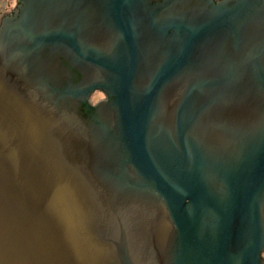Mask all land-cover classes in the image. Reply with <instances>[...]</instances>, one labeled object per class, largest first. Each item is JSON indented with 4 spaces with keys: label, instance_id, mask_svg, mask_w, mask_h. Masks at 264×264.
<instances>
[{
    "label": "water",
    "instance_id": "95a60500",
    "mask_svg": "<svg viewBox=\"0 0 264 264\" xmlns=\"http://www.w3.org/2000/svg\"><path fill=\"white\" fill-rule=\"evenodd\" d=\"M263 248L264 0H27L4 23L0 264Z\"/></svg>",
    "mask_w": 264,
    "mask_h": 264
},
{
    "label": "flooded vegetation",
    "instance_id": "af4514ba",
    "mask_svg": "<svg viewBox=\"0 0 264 264\" xmlns=\"http://www.w3.org/2000/svg\"><path fill=\"white\" fill-rule=\"evenodd\" d=\"M27 0H0V30L3 27L4 23L9 20H14L19 17L22 10L25 8ZM159 1L164 0H153L154 3H157ZM215 2L221 1V0H214ZM97 93H102V97L98 100L102 102L109 101V97L104 93V91L96 90L91 94V96ZM97 102V103H98ZM260 257L264 264V248L260 253Z\"/></svg>",
    "mask_w": 264,
    "mask_h": 264
},
{
    "label": "rangeland",
    "instance_id": "374dc122",
    "mask_svg": "<svg viewBox=\"0 0 264 264\" xmlns=\"http://www.w3.org/2000/svg\"><path fill=\"white\" fill-rule=\"evenodd\" d=\"M102 97V93L100 94V93H97V94H95L94 95V97H93V95L90 97V100L92 101V105H98L101 101H99L98 102V100L100 99ZM98 102V103H97Z\"/></svg>",
    "mask_w": 264,
    "mask_h": 264
}]
</instances>
